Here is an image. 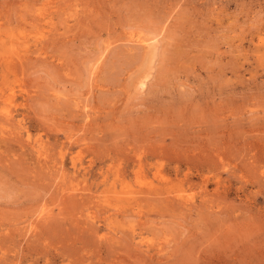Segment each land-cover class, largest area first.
Returning a JSON list of instances; mask_svg holds the SVG:
<instances>
[{
  "label": "rangeland",
  "instance_id": "374dc122",
  "mask_svg": "<svg viewBox=\"0 0 264 264\" xmlns=\"http://www.w3.org/2000/svg\"><path fill=\"white\" fill-rule=\"evenodd\" d=\"M0 264H264V0H0Z\"/></svg>",
  "mask_w": 264,
  "mask_h": 264
}]
</instances>
